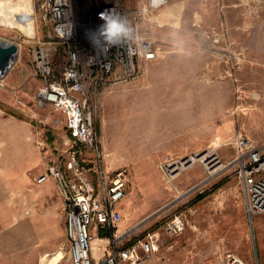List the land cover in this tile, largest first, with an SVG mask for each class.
Listing matches in <instances>:
<instances>
[{
    "label": "rangeland",
    "instance_id": "374dc122",
    "mask_svg": "<svg viewBox=\"0 0 264 264\" xmlns=\"http://www.w3.org/2000/svg\"><path fill=\"white\" fill-rule=\"evenodd\" d=\"M181 1L142 22V34L158 56L140 76L104 80L83 76L84 85L69 94L79 102L85 120L91 116L95 131L91 147L74 137L62 110L43 100L42 89L63 83L66 76H36L34 52L49 51L55 73L61 74L66 47L42 20L39 0H31L33 37L0 26V40L19 47L14 67L0 77V107L15 119L17 139L29 138L46 162L38 175L29 174L34 175V184L53 182L60 193L54 201L63 200L64 206L58 214L61 226L59 217L48 221L47 238H34L43 236V221L34 219L36 207L30 208L17 194L16 221L0 235V264H72L68 193L52 174L54 170L65 181L81 184L70 164L83 173L94 204L104 202L118 176L125 181L122 197L114 205L119 220L89 229L92 263L115 251L135 249L136 264H231L229 256L243 264H264V213L248 211L242 172L251 166L248 154L235 149L239 135L264 147V26L260 25L264 0H215L221 21L219 29L209 31L196 0H188L170 20L158 21L165 9ZM126 3L135 9V1ZM230 5H240L238 9L250 18V45L230 40L224 22ZM202 29L207 32L198 37ZM190 40L201 45L183 47ZM229 48L242 58V66L231 73ZM192 62L206 69L219 65L223 72L202 76L204 68L201 76H168ZM255 167L264 172V162ZM49 202L52 205L51 198ZM235 213L243 216L245 224L236 220ZM177 219L182 229L169 235ZM142 244L151 246L149 256Z\"/></svg>",
    "mask_w": 264,
    "mask_h": 264
},
{
    "label": "built area",
    "instance_id": "2783aa9c",
    "mask_svg": "<svg viewBox=\"0 0 264 264\" xmlns=\"http://www.w3.org/2000/svg\"><path fill=\"white\" fill-rule=\"evenodd\" d=\"M133 1L135 9L128 7L127 0H39L42 20L46 26H51V35L66 47V63L61 74L55 73L49 51L40 48L34 52L36 76H66L63 83H54L42 89L43 100L62 110L67 116V123L73 130L74 137L81 138L83 143L90 147L95 133L91 116L85 120L79 102H74L69 94L76 93L78 88L84 85L83 76H103V80L105 76H140L143 67L154 62L158 56L153 44L143 36L141 24L146 17L154 15L176 0ZM101 14L119 20L126 28L125 34L111 45H108L100 33V27L105 23ZM214 42L218 44L219 38L216 37ZM228 52L232 65H229L231 73V69L235 71L242 66V58L235 51L231 53L230 48ZM230 59H227L228 64ZM235 149L248 154L246 160L251 166L249 171L242 172V186L248 198V211L252 214H262L264 172L255 165L264 162V147H259L239 135L235 139ZM96 153L99 158L100 151L97 150ZM70 168H74L81 184L65 181L62 175L54 170L52 174L68 193L67 236L72 241V264H136L139 258L135 249L115 251L100 261H91L89 229L96 223L110 225L114 220H119L114 205L122 197L125 185L123 175L118 176L111 184L110 192L104 195V202L94 204L83 173L74 164H70ZM102 175L101 172L103 180ZM42 180H39V183ZM181 223L179 219L174 221L169 227V235L177 234L176 231L182 229ZM173 225L174 230L170 229ZM141 248L147 256L150 255L149 244H142ZM229 259L231 264H243L235 256H229Z\"/></svg>",
    "mask_w": 264,
    "mask_h": 264
},
{
    "label": "crops",
    "instance_id": "0c3cea01",
    "mask_svg": "<svg viewBox=\"0 0 264 264\" xmlns=\"http://www.w3.org/2000/svg\"><path fill=\"white\" fill-rule=\"evenodd\" d=\"M187 1L188 0H183L174 3L172 6L165 9L159 16L160 18H158V21H163L165 19L170 20L175 17L177 11L186 7ZM196 1L201 8L199 16H201L203 22L206 23V29L210 30L214 27L219 29L218 26L220 25L221 18L216 10L215 0ZM238 7H240V5H238ZM238 7L229 6L224 16V22H226L230 40L236 45L242 44L247 46L250 45L248 27L251 25V20L250 18L248 19V16L244 15ZM208 18H210V20H208ZM260 25L264 26V21L260 22ZM206 32L207 31H204L205 34ZM204 33L202 29L198 37H203L205 35ZM180 44V42H174V45L182 47ZM197 45H201L200 41L190 40L188 44L183 47L190 46L195 48ZM170 60L171 58H169L166 63ZM204 68L205 66L202 67L198 63H186L183 70L175 71L168 76H201L199 73ZM171 69L174 70V68ZM221 72H223V70L219 65L217 67L212 66V68L207 65V69L202 76H220ZM2 110L3 109L0 107V235L6 230V227L12 220L14 222L16 221L15 199L17 194H21L24 201L29 202L30 208L36 207V209L33 210L35 212L33 214L34 219L39 220V222L43 221L44 224L41 226V234L43 236L34 238H47L49 234L48 221H53L59 217L60 208L64 207H62L63 200L60 198L62 203L59 202V204L54 201L58 198L60 193L58 189V191L56 190L57 187L53 182H49L43 186L34 184L32 179L34 175L29 174L33 172L35 175H38L43 170V165L44 167L46 166V162L43 164L40 153L34 149L33 143L29 138L17 139L18 133L16 132L15 119L8 114L6 115ZM22 147L26 148L25 152L22 150ZM17 162L20 163L19 166H17ZM48 197L51 198L52 205L49 204ZM235 217L236 220L243 221V224H245V219L240 213H235ZM62 220V217H59L60 226ZM64 231L65 228L62 230L60 229L57 235L61 232L64 233Z\"/></svg>",
    "mask_w": 264,
    "mask_h": 264
},
{
    "label": "bare ground",
    "instance_id": "6f19581e",
    "mask_svg": "<svg viewBox=\"0 0 264 264\" xmlns=\"http://www.w3.org/2000/svg\"><path fill=\"white\" fill-rule=\"evenodd\" d=\"M34 10L31 0H6L0 3V26L18 29L33 37L35 33Z\"/></svg>",
    "mask_w": 264,
    "mask_h": 264
},
{
    "label": "clouds",
    "instance_id": "9594fccd",
    "mask_svg": "<svg viewBox=\"0 0 264 264\" xmlns=\"http://www.w3.org/2000/svg\"><path fill=\"white\" fill-rule=\"evenodd\" d=\"M101 19L105 20V23L101 25L100 33L108 42V45H111L117 38L125 34L126 28L119 20L109 18L106 14H101ZM92 43L96 45L95 41Z\"/></svg>",
    "mask_w": 264,
    "mask_h": 264
},
{
    "label": "water",
    "instance_id": "95a60500",
    "mask_svg": "<svg viewBox=\"0 0 264 264\" xmlns=\"http://www.w3.org/2000/svg\"><path fill=\"white\" fill-rule=\"evenodd\" d=\"M19 55V47L16 44L5 43L0 40V77L6 76L14 66Z\"/></svg>",
    "mask_w": 264,
    "mask_h": 264
}]
</instances>
